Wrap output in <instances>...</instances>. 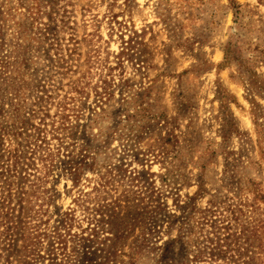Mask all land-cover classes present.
I'll use <instances>...</instances> for the list:
<instances>
[{
	"label": "rangeland",
	"instance_id": "obj_1",
	"mask_svg": "<svg viewBox=\"0 0 264 264\" xmlns=\"http://www.w3.org/2000/svg\"><path fill=\"white\" fill-rule=\"evenodd\" d=\"M253 73L264 83V0H0V164L19 133L33 164L23 232L70 220L71 236L101 240L68 238L64 258L46 240L25 253L22 238L12 264H223L198 253L215 226L264 264ZM29 125L44 138L33 155Z\"/></svg>",
	"mask_w": 264,
	"mask_h": 264
},
{
	"label": "trees",
	"instance_id": "obj_2",
	"mask_svg": "<svg viewBox=\"0 0 264 264\" xmlns=\"http://www.w3.org/2000/svg\"><path fill=\"white\" fill-rule=\"evenodd\" d=\"M231 60H233V50H231V44H228L224 51V60L222 66H224L225 64H229ZM245 77L246 84L249 86V88L264 99V83L259 81L255 73ZM29 126L30 129L33 130V134L27 137L28 142H26L24 147L27 149L32 147V149L29 150L31 155H33V149L39 150L41 146H39L38 143H42L44 141V138L42 136V130L34 127L33 125ZM17 135L18 137L16 138V145L18 149H15L13 151L12 156L10 155L8 159V161L11 160L10 163L6 160V163L2 161L0 164V259L3 261L1 264H12L13 258L15 257L16 253L19 252V250L17 249V243L20 240H23L22 238L27 240V245L25 247H22L25 253L33 254V252H31V248L36 245H41L43 240H46L47 244H49V246L51 247V249L48 250L49 255H57L53 252L54 250H57L54 245H57V247L59 246V250H61V254L64 258L69 257L67 255V246L69 239H73L72 242H78V245L81 248L86 249L101 244V242H99L101 240H99L98 232H96L95 230L96 228H93L91 230V233H89L87 237H84L82 235L80 237L77 235L71 236V228L70 224H68V221L70 220L62 222L61 227L63 229L60 228L55 229L52 232L49 231V233H46V231L41 233L38 232V229H34V227H32V230L35 234H24V227L28 225L26 220L31 217L30 214L32 213V210L27 203V193L24 189V184L27 180V177L26 170H24L23 168L26 166L29 169L31 166H33V164L25 163V159L27 160V158L23 156V154H26L27 152L19 150V147H23L21 145V139L20 141L18 140L19 135H22V133H19ZM22 173H25L24 176H21ZM228 228L229 227L226 226L213 227L214 231L212 233L214 237L212 239L207 237L206 242L208 243V246L201 248L198 253L202 254L205 253V250H209V253H211V255L213 256L214 252H219V255L223 254L224 259H221L223 264H261L262 262H258V259L256 257H248L241 253L244 252V249L237 244L240 237H236V235L230 233V229ZM240 232L241 234L244 233L245 229L240 230ZM249 233H251V236L254 238L255 236L258 237V233L254 229ZM33 240H35L36 242H33ZM228 240L229 242L233 240L235 241L233 247H235L236 245L235 248L237 249L236 251L239 254V258L235 259L232 256H225L226 250L221 249V247L223 246V241L225 243V246H228V244L226 243ZM89 244L91 246H89ZM210 246H212L211 249ZM261 246L263 247V244L261 245L259 243V247ZM242 255L244 256L243 258H241ZM194 259L198 260L199 257H195ZM114 260V254L109 253L104 258V264H113ZM184 263L185 262L177 264Z\"/></svg>",
	"mask_w": 264,
	"mask_h": 264
}]
</instances>
